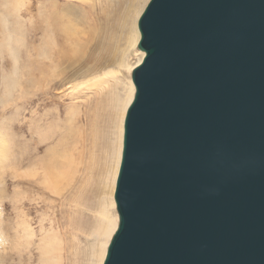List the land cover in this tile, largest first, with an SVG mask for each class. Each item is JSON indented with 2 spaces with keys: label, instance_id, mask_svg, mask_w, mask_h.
Segmentation results:
<instances>
[{
  "label": "water",
  "instance_id": "1",
  "mask_svg": "<svg viewBox=\"0 0 264 264\" xmlns=\"http://www.w3.org/2000/svg\"><path fill=\"white\" fill-rule=\"evenodd\" d=\"M138 22L103 264H264V0H152Z\"/></svg>",
  "mask_w": 264,
  "mask_h": 264
},
{
  "label": "rangeland",
  "instance_id": "2",
  "mask_svg": "<svg viewBox=\"0 0 264 264\" xmlns=\"http://www.w3.org/2000/svg\"><path fill=\"white\" fill-rule=\"evenodd\" d=\"M45 1L0 0V131L9 137L10 154L7 170H0V264H93V232L110 203L104 180L113 148L109 105L132 77L124 59L135 63L141 51L128 47L130 0H58L80 45L57 62L59 50L48 57L56 48L42 38ZM96 77L99 89L76 95L69 89ZM60 139V149L84 144L85 160L75 181L55 195L43 182L42 165ZM28 167L38 173L19 177ZM46 241L56 246V259L42 253Z\"/></svg>",
  "mask_w": 264,
  "mask_h": 264
},
{
  "label": "bare ground",
  "instance_id": "3",
  "mask_svg": "<svg viewBox=\"0 0 264 264\" xmlns=\"http://www.w3.org/2000/svg\"><path fill=\"white\" fill-rule=\"evenodd\" d=\"M82 1H86V0H82ZM58 3H59L58 0L45 1L46 14H45V26L43 27L42 38L45 44L49 43V45H47L48 47L54 46L56 48L54 54L47 52L48 57L52 58L55 55V53L57 54V50H59L58 57L56 58V60L57 62L62 63L63 61L69 59L70 55H75L78 53L80 44L76 38L77 36L73 33H70L71 26L69 23L65 22L62 13L59 10ZM147 4L148 3H146V0H130V5L126 9V17H127L126 20H127V28H128V32H127L128 47L131 49L135 48L137 45L139 47L141 33L139 30L138 21L144 9L146 8ZM57 41L59 43V46L56 43ZM138 49L141 52L139 54L137 53L138 56L136 55L137 61L135 63L130 62V60L129 62L128 61L126 62V59H124L123 61L122 65H126L130 73L133 71L135 67L139 65V63H141V61L145 56V52L140 48ZM66 50H69L68 53L70 55L64 54V56L61 57V54H63L64 51ZM125 54H127V52H125ZM61 59L62 62L60 61ZM52 62L55 61L52 60ZM52 62L50 63L52 64ZM113 73H115V71H113ZM96 78L97 79L86 80L81 83L78 82L69 85V89L70 91H72V94L75 95L80 93H85L87 90L99 89L100 86L102 85V80L99 77ZM12 81L14 82V80ZM12 81L8 83H11ZM123 88L124 89L120 93L112 94L111 103L109 105L110 109H112V106L114 108L113 109L114 123H113V128L110 131L112 137L111 140L113 142V148L108 156L107 165L105 167L104 180L108 185V187L110 188V203H106L104 209L100 212L98 225L93 232L95 237L98 239L97 242L98 250L95 255L96 260L93 264L104 263L109 243L119 225V215L116 207L114 194L116 190V181L119 173L122 151H123L124 120L126 117L127 109L130 106L135 94V85L133 83L132 77L128 79L127 82H125V86ZM78 96L79 95H77V97ZM74 116L75 115L73 112L70 117L73 118ZM63 143H64V139H60L57 146H55V148L49 151L48 159H45L47 162L42 165L43 182L46 185L47 189L51 193H54L55 195L62 194L64 189H66L75 181L79 173V167L81 164H83L85 160L83 152L86 146L84 144L82 145L81 148L78 144H75L73 148L70 149L71 145L69 144L67 145L66 142L63 148L60 149ZM8 150H9V137L3 130H1L0 131V170L3 171L7 170V167L9 165L8 158L10 154L8 153L9 152ZM31 171H33V175L38 173V171L36 170V168L34 169V167L33 170H31V168L28 167L26 168V171L20 170L16 173L19 175V177L22 178L24 175L29 176ZM0 180H1V173H0ZM108 194L109 193H106V195ZM41 251H43L42 253L45 256L56 259L54 257L56 246L50 244L48 241L44 243Z\"/></svg>",
  "mask_w": 264,
  "mask_h": 264
},
{
  "label": "snow or ice",
  "instance_id": "4",
  "mask_svg": "<svg viewBox=\"0 0 264 264\" xmlns=\"http://www.w3.org/2000/svg\"><path fill=\"white\" fill-rule=\"evenodd\" d=\"M152 2V0H146V3H151Z\"/></svg>",
  "mask_w": 264,
  "mask_h": 264
}]
</instances>
